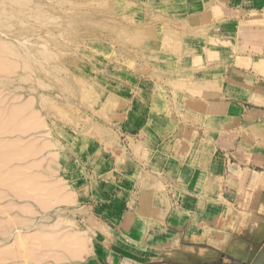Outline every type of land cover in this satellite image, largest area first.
<instances>
[{
  "label": "rangeland",
  "instance_id": "374dc122",
  "mask_svg": "<svg viewBox=\"0 0 264 264\" xmlns=\"http://www.w3.org/2000/svg\"><path fill=\"white\" fill-rule=\"evenodd\" d=\"M0 3V264H84L105 242L112 197L102 195L129 157L121 125L171 69L187 1ZM58 186L71 202L53 205ZM74 231L86 242L79 260L65 257Z\"/></svg>",
  "mask_w": 264,
  "mask_h": 264
},
{
  "label": "crops",
  "instance_id": "0c3cea01",
  "mask_svg": "<svg viewBox=\"0 0 264 264\" xmlns=\"http://www.w3.org/2000/svg\"><path fill=\"white\" fill-rule=\"evenodd\" d=\"M186 1L84 264H264V0Z\"/></svg>",
  "mask_w": 264,
  "mask_h": 264
},
{
  "label": "bare ground",
  "instance_id": "6f19581e",
  "mask_svg": "<svg viewBox=\"0 0 264 264\" xmlns=\"http://www.w3.org/2000/svg\"><path fill=\"white\" fill-rule=\"evenodd\" d=\"M11 1V0H10ZM22 1V0H21ZM4 2V1H3ZM1 4V3H0ZM4 4V3H3ZM18 4V3H17ZM3 6H5V5H2V8H4ZM7 6V5H6ZM34 6V5H33ZM13 8H14V6H12ZM32 8V7H31ZM9 9H11V8H9ZM0 10H1V8H0ZM12 10V9H11ZM16 10V9H15ZM3 11V10H2ZM6 11H7V9H6ZM26 11V10H25ZM28 11H29V9H28ZM40 11V10H39ZM5 12V11H4ZM11 12V11H10ZM16 12L17 11H15V14H16ZM38 12V11H37ZM36 12V13H37ZM0 13H2V12H0ZM18 13H20L19 12V10H18ZM14 14V15H15ZM6 15V14H5ZM11 15V14H10ZM12 15H13V13H12ZM19 15V14H18ZM22 15H24V12L22 13ZM36 15V14H35ZM40 15H41V13H40ZM1 16V15H0ZM4 16V15H3ZM26 16H28V14L27 15H25V17ZM43 16V15H42ZM8 17V16H7ZM14 17V16H13ZM29 17V16H28ZM19 18H20V16H19ZM38 18V17H37ZM42 18V17H41ZM8 19H10V18H8ZM27 18H25V20H26ZM39 19V18H38ZM45 19V18H44ZM4 20H6V18L4 19ZM40 20V19H39ZM19 21V20H18ZM20 21H21V19H20ZM19 21V22H20ZM28 21V20H27ZM11 22V21H10ZM12 22H13V20H12ZM24 23H25V21H23ZM16 23V22H15ZM27 23V22H26ZM6 24H7V22H6ZM12 25V24H11ZM5 28V27H4ZM5 31V30H4ZM7 42V41H6ZM2 44V43H1ZM12 44V43H11ZM14 45V44H13ZM19 46V45H18ZM3 47L4 48H6V49H8L9 51H10V53H14V54H18L19 56H21V55H23L22 53H19L18 51H20L19 49H17V50H15V49H13V46H10V44H6V43H4L3 44ZM16 48H17V46H16ZM20 48V47H19ZM29 49H30V47H28ZM28 50V49H27ZM13 51V52H12ZM23 51V50H22ZM31 51V50H30ZM40 51V50H39ZM43 51V50H42ZM29 52V50L27 51V53ZM32 52V51H31ZM25 53V52H24ZM31 54V53H30ZM29 55V54H28ZM24 56V59H25V61L28 63L29 62V57L27 56H25V55H23ZM31 57V56H30ZM47 57H49V56H47ZM46 57V58H47ZM21 58V57H20ZM32 58V57H31ZM23 59V60H24ZM34 60V59H33ZM32 60V61H33ZM24 67L26 68V66L24 65ZM28 67V66H27ZM20 121V120H19ZM29 121V123H30V120H28ZM28 121H26V122H28ZM24 123V124H26L27 125V123ZM33 122V121H32ZM28 123V124H29ZM32 124V123H31ZM21 125H23V123L21 124ZM16 125H14V126H12L13 127V129H14V127H15ZM17 128V127H16ZM21 128V127H20ZM22 128H24V126H22ZM12 129V130H13ZM19 129V128H18ZM25 129V128H24ZM20 130H22V129H20ZM16 132V131H15ZM21 132V131H20ZM29 183V181H27L26 182V184H28ZM32 183H34V182H32ZM25 184V185H26ZM30 184V183H29ZM33 187L36 185V184H31ZM31 186V187H32ZM29 189V188H28ZM49 194H51V195H54L53 197H49L50 199H51V201L53 202V205L55 204V203H64V202H71L72 201V195L70 194V195H68L67 193H65V192H62V188L60 187V186H58L57 187V189L56 190H52V191H50L49 192ZM48 197H47V201L44 199L43 201H45L44 203H46V205H48L49 204V202H50V200H48L49 199ZM42 201V202H43ZM49 201V202H48ZM58 201V202H57ZM55 202V203H54ZM51 203V202H50ZM71 204V203H70ZM50 205V204H49ZM51 206V205H50ZM42 208H44L43 207V205H42ZM46 209H48V208H46ZM62 222H63V220H62ZM64 223V222H63ZM54 225H56V226H60L61 225V219H60V221L59 220H57V222H55V224ZM53 236H54V234H53ZM21 238H22V236L20 235V236H18V238L16 239V241L18 242V244H19V241L21 240ZM69 244H70V248H69ZM20 245V244H19ZM87 251V249H86V242H85V238L83 237V235H81L78 231H74L73 232V235L71 236L70 235V232H68V246H67V248H66V250H65V257H67V258H70V259H74V260H79V259H82V257H85V256H82L83 254H84V251ZM85 251V252H86ZM42 255V254H41Z\"/></svg>",
  "mask_w": 264,
  "mask_h": 264
}]
</instances>
